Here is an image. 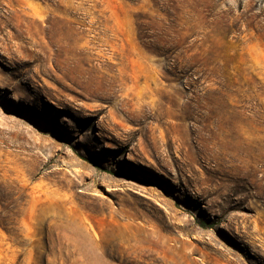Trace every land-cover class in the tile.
<instances>
[{
	"label": "rangeland",
	"instance_id": "1",
	"mask_svg": "<svg viewBox=\"0 0 264 264\" xmlns=\"http://www.w3.org/2000/svg\"><path fill=\"white\" fill-rule=\"evenodd\" d=\"M0 195V264H264V0H0Z\"/></svg>",
	"mask_w": 264,
	"mask_h": 264
},
{
	"label": "trees",
	"instance_id": "2",
	"mask_svg": "<svg viewBox=\"0 0 264 264\" xmlns=\"http://www.w3.org/2000/svg\"><path fill=\"white\" fill-rule=\"evenodd\" d=\"M0 201L3 204V210L0 212V226L3 229H6L7 226L9 225V222H8L7 216L5 215V204H4L5 200L3 199V197L1 195H0Z\"/></svg>",
	"mask_w": 264,
	"mask_h": 264
},
{
	"label": "bare ground",
	"instance_id": "3",
	"mask_svg": "<svg viewBox=\"0 0 264 264\" xmlns=\"http://www.w3.org/2000/svg\"><path fill=\"white\" fill-rule=\"evenodd\" d=\"M127 159L130 161L138 162V159L130 153L127 155Z\"/></svg>",
	"mask_w": 264,
	"mask_h": 264
}]
</instances>
